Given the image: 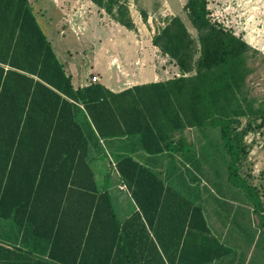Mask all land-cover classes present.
Returning a JSON list of instances; mask_svg holds the SVG:
<instances>
[{"label": "trees", "instance_id": "16d2710c", "mask_svg": "<svg viewBox=\"0 0 264 264\" xmlns=\"http://www.w3.org/2000/svg\"><path fill=\"white\" fill-rule=\"evenodd\" d=\"M90 1L121 27L135 30L128 0ZM183 9L199 34L198 59L192 61L195 41L183 22L167 18L151 43L174 61L180 76L113 94L99 83L74 89L29 1L0 0V218L12 217L17 228L34 237L41 234L48 245L46 258L0 245V264H137V231H141L137 214L118 221L106 187L110 176L103 187L98 186L90 153L101 150L100 139L117 138L134 139L148 155L174 151L179 145L175 135L186 128L198 132L200 139L207 129L218 131L228 160L226 180L244 193L264 231L260 197L237 172L247 131L232 128L243 118L264 125V98L255 107L256 100L242 94L250 73L245 59L248 45L211 23L207 0H186ZM140 15L146 22V13ZM193 147L189 145L186 162L198 172L202 168ZM101 156L102 162L114 166L147 220L169 209L173 201H183L190 209V234L204 237L205 250L218 251L207 261L227 252L209 236L201 208L132 152L119 156L113 165L104 152ZM70 201L72 208L77 203L81 218L72 235L64 223ZM38 206L55 210V222L45 233L41 232L46 224L36 219Z\"/></svg>", "mask_w": 264, "mask_h": 264}, {"label": "rangeland", "instance_id": "374dc122", "mask_svg": "<svg viewBox=\"0 0 264 264\" xmlns=\"http://www.w3.org/2000/svg\"><path fill=\"white\" fill-rule=\"evenodd\" d=\"M29 1L41 25L44 22L64 38L65 52L72 58L75 68L80 70L82 67L93 69L92 64L97 61L95 59H100L103 55L115 58L120 56L127 61L133 55L134 43H137V54L145 53L141 57L149 60V66L153 70L159 71L163 65L168 64L176 66L173 60L162 55L151 43L155 32L166 25L165 19L172 17H178L183 22L189 37L195 41L192 61L199 57V34L183 9L186 0H128L129 13L135 25V30L129 32L116 25L90 0ZM207 9L211 23L230 31L248 45L245 59L250 73L246 77L242 94L255 99L257 107L264 98V0H207ZM140 11L146 13V22L143 21ZM151 46L156 50L152 52ZM140 59L137 57V65ZM178 71L177 68L174 73H179ZM174 73L170 70V76H175ZM88 76L90 82H93L91 79L94 76L101 79L99 73L89 72ZM232 128L237 133L247 131L242 142L244 153L237 164V172L258 193L264 214V125L260 126L259 120L243 118L233 124ZM204 133L199 143L193 144V148H198L195 156L202 168L198 171L201 175L190 167L182 170L180 176L174 175L176 190L186 199L198 200L203 207L216 202L218 206L227 205L226 202L235 203L238 215L230 221L227 217L221 218L222 222L230 226L227 244H231V248L242 258L249 254L247 264H264V231L258 226L255 215L252 220L249 217L245 219L244 215L246 211L249 213V208L243 204L244 193L232 187L226 180L228 160L218 131L211 128ZM188 135L191 138H200L196 131ZM169 178L171 177L168 176L167 180ZM116 182L112 171L109 184L114 187L111 192L114 204H117L120 196L130 200L127 191L118 190ZM170 184L174 182L171 180ZM235 204L225 207L222 210L223 216H228L232 209H236Z\"/></svg>", "mask_w": 264, "mask_h": 264}, {"label": "crops", "instance_id": "0c3cea01", "mask_svg": "<svg viewBox=\"0 0 264 264\" xmlns=\"http://www.w3.org/2000/svg\"><path fill=\"white\" fill-rule=\"evenodd\" d=\"M34 16L47 40L50 42L66 75L71 78V84L74 89L87 87L91 83H99L111 93L119 94L134 86L164 82L180 76V73H174L177 67L173 64L163 65L159 71L156 69L153 70V68L149 66V60H145L144 57H141L143 54L145 55V53L138 52L137 54V43H134L132 46V48H134L133 55L128 57L126 59L127 61L120 56L115 58L110 55H103L100 59H95L97 61L95 64H92V66H94L93 69L90 67H82L81 70L75 68L72 58L65 52L66 44L64 38L47 26L43 21V25H41L35 14ZM115 24L119 25L117 23ZM125 30L129 32V30ZM151 47L150 50H152V52L156 50L153 46ZM150 50L147 52H150ZM137 57L141 58L138 65ZM114 60H116V63H114ZM170 70L175 76H170ZM89 72L94 74L99 73L101 79L94 76L93 78H96V81L90 82L88 76ZM93 78L91 80H93ZM192 131L195 130L186 128L182 133L176 134L174 140L179 144L174 146L176 149L174 151H163L157 155L146 154L139 148L138 144L136 145L134 139L130 140L128 138L109 139L105 141L100 139L99 145L102 151L95 149L90 153V167L98 182V186L103 187L106 177L110 176L113 171L116 177L118 190H125L128 193L130 200L120 198V196V200L117 204H114L112 201L118 221L123 223L137 214V228L141 229V231H137V244L139 245L137 246V264H247V261H249V254L242 258L231 248V244H227L230 226L221 221V218L225 217L230 221L232 217L234 218L236 214L238 215L236 211L237 205L235 203L226 202L227 205L223 204L222 206H218L216 202L212 203L210 206L203 207L198 200H190L194 206L201 208L203 218L209 230V236L213 239H217L228 249L227 252L223 253L220 257L207 261L210 256L217 254L218 251L214 249L212 252L205 250L203 245L207 241H204V237L199 234H190V209L186 203L183 201H173L171 205H167L171 206L167 207L169 209L160 210L158 215L150 217L149 220H147L138 205L132 200L129 190L120 181L114 166L110 168L108 163H104L100 160L104 152L107 159L112 161L113 165L115 164L114 161L119 158V156L126 152H132V155L137 160L157 173L162 179L166 180V183L170 184L172 180L174 184L170 185L176 190L177 184L175 183L176 178H174V175L180 176L182 170L189 169V166L190 168L192 167L186 162V155L188 154L189 145L197 144V140L200 139H195V137L191 138L188 133ZM194 150L196 152L198 148H194ZM193 169L191 168V170ZM168 176L171 178L167 180ZM106 187L111 196L114 187L111 186L109 182ZM52 197L53 195L50 196V198ZM74 203L75 205L72 208V201H70L68 217L64 219V223L68 224V232L70 235L76 233L77 224L81 220L78 216L77 203L75 201ZM232 204H235L234 206H236V209H232V211L227 214L228 216H223L222 210ZM243 204L249 208L250 213L249 215L246 211L244 215L245 219L249 217L252 220L254 214L251 207L247 203ZM240 214L242 215L243 213L240 212ZM36 219L40 224H46V227H44V230L41 232L45 233V230H50V224L55 222V210L43 207L40 208L38 206ZM46 239L42 238L41 234H39L38 237L30 235L27 229L20 230L14 225L12 217L0 218V245L2 246L17 247L24 251H29L35 256L46 258L48 256ZM159 241H161L162 244ZM146 257H148V260H146L147 262L145 261Z\"/></svg>", "mask_w": 264, "mask_h": 264}, {"label": "built area", "instance_id": "2783aa9c", "mask_svg": "<svg viewBox=\"0 0 264 264\" xmlns=\"http://www.w3.org/2000/svg\"><path fill=\"white\" fill-rule=\"evenodd\" d=\"M93 81H96V78H93Z\"/></svg>", "mask_w": 264, "mask_h": 264}]
</instances>
